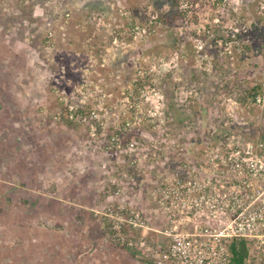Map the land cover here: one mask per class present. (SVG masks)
Here are the masks:
<instances>
[{"label": "rangeland", "instance_id": "374dc122", "mask_svg": "<svg viewBox=\"0 0 264 264\" xmlns=\"http://www.w3.org/2000/svg\"><path fill=\"white\" fill-rule=\"evenodd\" d=\"M143 76L150 82L135 92ZM263 80L264 0H0V145L14 151L32 133L36 156L67 158L68 173L53 164V175L71 190L88 185L92 217L120 200L113 190L122 186L161 228L150 196L159 173L166 181L264 141V104L247 97ZM114 135L123 147H109ZM130 141L148 154L139 165L130 164ZM100 222L118 254L152 264L151 251L130 252ZM4 228L0 264H21ZM150 234L153 247L161 235Z\"/></svg>", "mask_w": 264, "mask_h": 264}, {"label": "built area", "instance_id": "2783aa9c", "mask_svg": "<svg viewBox=\"0 0 264 264\" xmlns=\"http://www.w3.org/2000/svg\"><path fill=\"white\" fill-rule=\"evenodd\" d=\"M256 103L264 104V80ZM73 109V106L72 108ZM81 120L85 121V118ZM109 147L121 148L117 135ZM136 151V142L127 143ZM131 166L148 157L136 151ZM211 167L183 168L150 191L157 204L162 227L151 224L147 212L126 199L125 190H113L120 200L94 209L106 222L113 239L152 264H264V141L249 140L244 146L216 152ZM3 192L0 188V199ZM150 231L158 232L154 241ZM245 239L248 255L235 261L231 244Z\"/></svg>", "mask_w": 264, "mask_h": 264}, {"label": "crops", "instance_id": "0c3cea01", "mask_svg": "<svg viewBox=\"0 0 264 264\" xmlns=\"http://www.w3.org/2000/svg\"><path fill=\"white\" fill-rule=\"evenodd\" d=\"M30 138L32 133L25 135L24 139L22 137L23 144L15 146L14 151L8 150L9 144L5 148L0 145V177L4 183L0 184L3 192L0 199V231L6 232L4 226L7 223L14 231V242L19 243V247L14 248L18 262L134 264V259L127 258L124 252L118 254L116 244L106 239L105 228L100 225L101 219L92 217L88 211L86 202L91 200L88 185L83 189L75 186L71 190L61 175H53V164L61 168L60 173H68V163L64 164L68 159L63 157L59 158L61 161L54 162L55 158L47 159L43 154L36 156V147L32 141H28ZM164 174L163 171L159 173L158 180L164 182L168 176L163 178ZM6 189L15 194L7 196ZM126 199L135 205L142 203L140 198L133 199L129 195H126ZM147 215L152 221V214L147 212ZM92 221L98 222H95L97 227L87 237L86 229L94 225ZM87 240H91V243ZM27 254L29 258H21ZM116 255L120 260H116ZM123 257L128 259V263L122 261ZM113 258L116 263L111 262Z\"/></svg>", "mask_w": 264, "mask_h": 264}, {"label": "trees", "instance_id": "16d2710c", "mask_svg": "<svg viewBox=\"0 0 264 264\" xmlns=\"http://www.w3.org/2000/svg\"><path fill=\"white\" fill-rule=\"evenodd\" d=\"M177 2L178 0H174ZM133 9H136L135 7H132ZM149 78L148 77H140L137 80H135V92H139L140 88L142 89L147 83H149ZM262 90V85L261 83H257L248 90V95L247 97L251 98L253 101L256 100V97L258 93ZM246 97V98H247ZM246 101V100H245ZM248 245L247 241L245 239H237L231 244V249L234 252L235 256V261L237 263H242L247 255H248Z\"/></svg>", "mask_w": 264, "mask_h": 264}]
</instances>
